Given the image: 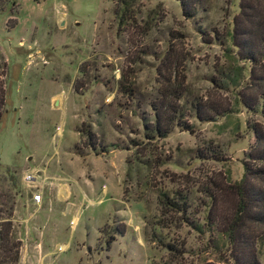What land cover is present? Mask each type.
Here are the masks:
<instances>
[{"label": "rangeland", "instance_id": "obj_1", "mask_svg": "<svg viewBox=\"0 0 264 264\" xmlns=\"http://www.w3.org/2000/svg\"><path fill=\"white\" fill-rule=\"evenodd\" d=\"M238 3L199 0L185 19L175 0H0V222L16 264H231V186L248 127L264 130L237 103L251 67L228 40ZM167 100L170 131L146 137Z\"/></svg>", "mask_w": 264, "mask_h": 264}, {"label": "trees", "instance_id": "obj_2", "mask_svg": "<svg viewBox=\"0 0 264 264\" xmlns=\"http://www.w3.org/2000/svg\"><path fill=\"white\" fill-rule=\"evenodd\" d=\"M175 1L185 19L194 16L199 0ZM232 23L231 33L228 35L229 43L236 48L237 59L248 62L251 66L247 72L248 83L245 86L248 93H240L237 103L253 113L258 111L264 117V0H239L238 15ZM237 78L236 72L232 70V79L229 81L234 82ZM161 97L168 99L169 96ZM169 104L167 100L164 106L151 107L153 121L143 126L146 137L163 138L170 131L172 123L166 115ZM3 105L4 90L0 79V115ZM207 110L213 113L209 108L200 109L196 106V119L209 120ZM248 129L253 138V145L248 153L249 165H243L241 179L231 186L235 197L234 211L221 232V240L227 245V256L231 264H258L254 243L262 231L257 235L255 229L264 230V130L259 125H250ZM84 135L87 140L91 137L88 131H84ZM206 221L210 226L212 220L207 218ZM18 247V242L10 237L9 220L1 221L0 264H16ZM165 247L169 251H175L171 245Z\"/></svg>", "mask_w": 264, "mask_h": 264}, {"label": "built area", "instance_id": "obj_3", "mask_svg": "<svg viewBox=\"0 0 264 264\" xmlns=\"http://www.w3.org/2000/svg\"><path fill=\"white\" fill-rule=\"evenodd\" d=\"M23 181H25V183H30L31 181H33V179L30 175L27 174L23 177ZM40 197L41 196L39 191H36L35 193L31 194L30 195L31 204L38 206L40 202Z\"/></svg>", "mask_w": 264, "mask_h": 264}, {"label": "crops", "instance_id": "obj_4", "mask_svg": "<svg viewBox=\"0 0 264 264\" xmlns=\"http://www.w3.org/2000/svg\"><path fill=\"white\" fill-rule=\"evenodd\" d=\"M29 203L31 204V202H30V198H29Z\"/></svg>", "mask_w": 264, "mask_h": 264}]
</instances>
